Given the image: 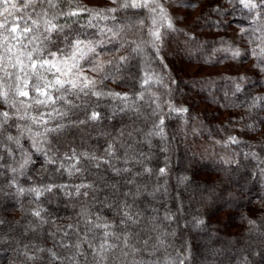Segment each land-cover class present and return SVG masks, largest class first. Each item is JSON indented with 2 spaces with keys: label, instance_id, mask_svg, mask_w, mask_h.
<instances>
[{
  "label": "trees",
  "instance_id": "16d2710c",
  "mask_svg": "<svg viewBox=\"0 0 264 264\" xmlns=\"http://www.w3.org/2000/svg\"><path fill=\"white\" fill-rule=\"evenodd\" d=\"M200 1L201 13L190 20L188 28L179 32L174 51L169 48L168 55L164 56L166 67L153 59L152 49L146 44L144 58L132 59L115 80H105L99 85L104 91L128 93L135 99L133 94L142 91L141 71L146 60L150 62L151 69L163 82L151 85L144 92V100L136 101L138 111H120L119 100L82 97V107L100 112L102 119L70 129L56 143V148L61 153L75 148L77 152H94L102 156L111 143L117 155L127 150L129 156L134 157L127 164L130 173L120 177L108 174L107 179L110 182L126 181L136 174L134 184L119 183L118 188L122 193L136 192L139 187L140 194L134 207L142 213L140 223L143 227L137 239L147 236L151 239L147 245L137 244V247L155 252L154 256L144 254L143 259L154 264H264V101L256 99L264 97V71L256 67L257 58L248 55L249 50L256 47L250 41L260 35L259 31L251 36L249 33L253 32V27L259 29L264 25H253L247 11L240 5L230 4L229 0ZM114 7L118 5L110 0L93 9ZM217 7L222 11H213ZM133 11H117L114 15L118 20L127 17L126 22L144 19L145 25H150L146 12L133 15ZM65 19L61 18L59 22L64 23ZM73 19H78L79 23L71 25L72 32L81 38H99L95 28L86 27L87 13ZM113 23L111 20L99 22L100 26ZM242 29L245 30L243 33ZM126 38L137 42L141 38L150 40L146 32L135 29ZM229 46L239 49L241 56L232 59L222 51ZM126 53L127 49H124L120 54ZM183 63L207 68L232 63L247 68L244 72L237 68L229 74L197 79L183 72ZM241 77L245 79L241 80ZM96 78L100 79V76ZM236 84L240 85L241 91L235 90ZM166 101L187 108L197 121L200 119L193 113L194 105L213 107L214 112L206 108L198 133V143H204L208 148L198 150L195 148L197 141L189 142L188 136L184 137ZM156 104L160 105L157 111L165 121L163 137L154 134L158 117L152 113ZM72 119H86L84 111L78 110ZM230 137H236L240 143H230ZM121 143L123 147H120ZM33 159L35 163L27 175L17 180L20 186L81 182L79 177L53 172L52 166L44 165L36 155ZM123 166L122 162L117 163V167ZM145 167L150 168L151 173H145ZM160 168L165 169V175L159 174ZM88 180L99 183L92 177ZM10 181L11 173L5 171L0 175V264H50V253H35L36 248L51 249L61 257L68 255L57 241L67 239L63 237V231L68 230L71 234L67 225L81 222L79 226L84 228L81 213L86 210L98 212L110 223L119 220L115 204L123 197L119 193L113 195L109 188L102 189L98 195H107L111 207L102 206L106 201L94 200L91 192L87 197H69L55 190L49 194L50 199L41 197L38 204L27 194L19 196ZM128 199L131 202V198ZM38 206L46 209L42 215L51 223L37 225L36 218L30 213ZM166 216L172 219L167 220ZM157 237L163 240L162 246L156 244ZM26 245L27 250L41 258L27 261L21 255Z\"/></svg>",
  "mask_w": 264,
  "mask_h": 264
},
{
  "label": "snow or ice",
  "instance_id": "6c2138e0",
  "mask_svg": "<svg viewBox=\"0 0 264 264\" xmlns=\"http://www.w3.org/2000/svg\"><path fill=\"white\" fill-rule=\"evenodd\" d=\"M112 3L118 7L93 9L79 4L77 0H0V175L5 171L11 173L10 186L15 188L16 193L19 196L27 194L38 204L41 197L50 199L49 194H53L54 190L69 197H87L91 192L94 200H104L106 204L102 206L109 207L112 202L108 201L107 195H98L102 189L109 188L113 195L119 193L123 197L115 204L119 216L116 223H110L98 212L86 210L81 213L83 229L79 226L81 222L67 225L71 234L68 230L63 231L62 235L67 239L57 243L67 250L68 255L61 257L51 249L36 248L35 253H50V264L56 261L61 264L64 261L67 264H154L143 259V256H154L155 252L137 247V244L147 245L151 239L150 236L137 239L143 227L140 223L142 213L134 207L140 194L139 187L136 192L122 193L118 188L119 183L134 184L133 177L136 174L130 175L126 181L110 182L107 179L108 174L120 177L130 173L131 169L127 164L134 157L129 156L127 150L117 155L111 143L102 156H97L94 152H77L75 148L61 153L56 148V143L70 129L102 119L100 112L82 107V97L91 96L97 100L111 98L121 102L122 112L138 111L136 101L144 100V92L151 85L163 82L146 60L139 77L142 91L133 94L135 99L128 93L104 91L99 87L105 80H115L132 59L144 58L146 44L152 49L153 59L166 67L164 57L160 54L163 44L161 29L176 30L162 0H112ZM229 3L242 6L253 25H264V0H229ZM61 4L65 7L61 8ZM125 10H134L133 15L146 12L150 25L146 26L144 19L126 22L128 18L122 17L118 20L114 14ZM213 11L221 12L222 9L217 7ZM82 13H87L89 17L86 27L95 28L99 38H81L71 31V25L79 23L78 19L73 18ZM61 18H66L64 23L59 22ZM93 20L97 23H92ZM109 20L115 23L100 26V21ZM133 29L146 32L150 40L141 38L137 42L127 39V34ZM244 31L242 29V33ZM256 31L260 35L250 41L256 47L251 48L248 55L255 56L258 61L256 67L264 71V27H253V32L249 35ZM124 49H127V53L120 54ZM222 51L232 59L241 56L240 50L231 46ZM86 71L96 75H86ZM235 90L241 91L239 84L235 85ZM256 99L264 101V97ZM166 103L169 112L177 115L188 112L187 108ZM159 109L160 105L156 104L152 113L158 117V123L154 125L157 131L154 134L163 137L165 121L157 111ZM78 110L84 111L86 119H72ZM128 135L131 136V133ZM229 142L240 143L236 137H230ZM120 147H123L122 143ZM34 155L42 159L44 165L52 166L53 172L79 177L81 182L75 185L53 182L39 186L32 184L28 188L20 186L17 180L27 175L30 166L35 163ZM118 162H122L124 166L117 167ZM143 171L151 173L152 170L145 167ZM158 172L165 175L164 168H160ZM88 177L99 183L89 181ZM45 211V208L38 206L30 213L36 218L38 226L51 223L42 215ZM165 219L171 220L172 217L166 216ZM32 230L35 231V228ZM163 243L160 237L156 238V244L162 246ZM25 249L21 255L27 261L41 258L27 250V245Z\"/></svg>",
  "mask_w": 264,
  "mask_h": 264
},
{
  "label": "rangeland",
  "instance_id": "374dc122",
  "mask_svg": "<svg viewBox=\"0 0 264 264\" xmlns=\"http://www.w3.org/2000/svg\"><path fill=\"white\" fill-rule=\"evenodd\" d=\"M110 0H77V2L85 7L88 8H94V6L97 5H103L104 3H108ZM162 2L165 3V7L168 8V11L172 17L173 24L175 27V31H166L165 29H161L162 36H163V44L161 47V52L160 54L164 57L165 55H168V49L171 48L175 49L177 47L178 43V34L183 28H188L187 26L190 24V20L199 16L201 13V5H200V0H162ZM184 5V6H180ZM187 5H193V7H188ZM172 51V52H173ZM183 72L189 76V77H194V78H205V77H217L221 76L224 74H229L232 73L233 71H236L238 68V71L244 72L247 68V66H233L232 63H227L224 66L221 67H200L198 65L194 64H188V63H183ZM86 75L89 76H95V73H92L90 71H86ZM175 107H181V106H176ZM206 108L208 109H213L212 106L208 104H199L198 106H193V113L198 115V119H202L204 116V113L206 112ZM214 112L213 110H210ZM201 113V114H200ZM203 114V115H202ZM193 114H189L188 112L183 113L181 115H177L174 113V116L176 117L177 124L179 127V130L184 137L188 136V141L189 142H195V148L198 150L201 149H206L208 146L204 143H198L200 140V136L198 135L199 130L201 129V123L202 120L197 121L196 118H193ZM202 115V116H201ZM223 116V114H222ZM199 140V141H198ZM210 140V139H209ZM207 139L205 140V142ZM211 142V141H210ZM191 143H188V145L192 148L190 145ZM212 144V142H211ZM214 146V144H212ZM205 155H208L206 153Z\"/></svg>",
  "mask_w": 264,
  "mask_h": 264
}]
</instances>
